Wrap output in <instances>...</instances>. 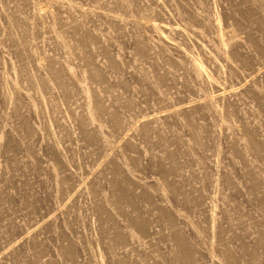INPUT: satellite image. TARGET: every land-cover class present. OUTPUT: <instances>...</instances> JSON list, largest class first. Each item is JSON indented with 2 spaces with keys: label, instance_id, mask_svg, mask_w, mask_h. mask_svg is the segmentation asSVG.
Wrapping results in <instances>:
<instances>
[{
  "label": "rangeland",
  "instance_id": "obj_1",
  "mask_svg": "<svg viewBox=\"0 0 264 264\" xmlns=\"http://www.w3.org/2000/svg\"><path fill=\"white\" fill-rule=\"evenodd\" d=\"M0 264H264V0H0Z\"/></svg>",
  "mask_w": 264,
  "mask_h": 264
},
{
  "label": "bare ground",
  "instance_id": "obj_2",
  "mask_svg": "<svg viewBox=\"0 0 264 264\" xmlns=\"http://www.w3.org/2000/svg\"><path fill=\"white\" fill-rule=\"evenodd\" d=\"M221 43L225 46V44L221 41ZM100 110V109H99ZM170 173V172H169ZM119 196V195H118ZM117 196V197H118ZM121 198L120 196L118 197V199ZM136 226H138L137 228H139L140 230L143 228V224L140 221H136Z\"/></svg>",
  "mask_w": 264,
  "mask_h": 264
}]
</instances>
